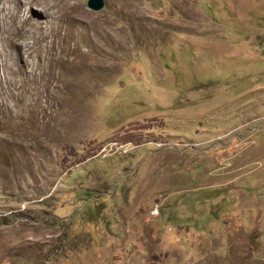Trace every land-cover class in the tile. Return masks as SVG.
Here are the masks:
<instances>
[{"label": "rangeland", "instance_id": "1", "mask_svg": "<svg viewBox=\"0 0 264 264\" xmlns=\"http://www.w3.org/2000/svg\"><path fill=\"white\" fill-rule=\"evenodd\" d=\"M10 1L0 264H264V0Z\"/></svg>", "mask_w": 264, "mask_h": 264}, {"label": "bare ground", "instance_id": "2", "mask_svg": "<svg viewBox=\"0 0 264 264\" xmlns=\"http://www.w3.org/2000/svg\"><path fill=\"white\" fill-rule=\"evenodd\" d=\"M58 2H59V0H11L10 1V15L14 17L13 19L15 21L17 20V23H15L13 27H10V33L15 31V30H18L19 32H23L24 25L27 24V22H30L32 16L30 17L28 14L24 13V10H28L30 12V11L34 10V8H39L40 10L47 13L49 11L54 10L57 7ZM15 7L17 9H15ZM19 14H21V15H19ZM83 23L86 24L87 22L86 23L83 22ZM0 27H4V30H0L1 32L9 31L7 28H5L6 27L5 25L0 26ZM27 32H28V30H27ZM18 37H20V35ZM10 38H12V37H10ZM17 43H19V40L17 41ZM17 43H15V44H17ZM19 46L22 47V44L19 43Z\"/></svg>", "mask_w": 264, "mask_h": 264}, {"label": "water", "instance_id": "3", "mask_svg": "<svg viewBox=\"0 0 264 264\" xmlns=\"http://www.w3.org/2000/svg\"><path fill=\"white\" fill-rule=\"evenodd\" d=\"M87 6L93 11H101L105 8L104 0H88Z\"/></svg>", "mask_w": 264, "mask_h": 264}, {"label": "built area", "instance_id": "4", "mask_svg": "<svg viewBox=\"0 0 264 264\" xmlns=\"http://www.w3.org/2000/svg\"><path fill=\"white\" fill-rule=\"evenodd\" d=\"M159 205H156L155 209L151 212V215L154 217H158L159 216Z\"/></svg>", "mask_w": 264, "mask_h": 264}]
</instances>
